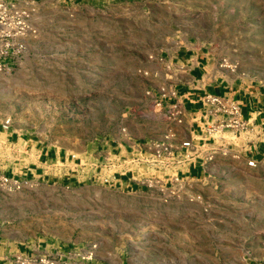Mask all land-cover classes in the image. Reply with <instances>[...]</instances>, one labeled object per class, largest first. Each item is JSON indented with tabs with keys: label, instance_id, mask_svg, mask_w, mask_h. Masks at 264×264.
Masks as SVG:
<instances>
[{
	"label": "rangeland",
	"instance_id": "rangeland-1",
	"mask_svg": "<svg viewBox=\"0 0 264 264\" xmlns=\"http://www.w3.org/2000/svg\"><path fill=\"white\" fill-rule=\"evenodd\" d=\"M24 6L37 35L0 73V122L11 119L10 132L93 178L66 180L60 163L50 177L24 176L25 162L0 160V176L20 183L0 186L2 255L41 248L91 252L94 264H264V159L251 168L245 157L248 140L264 137L250 128L239 136L207 132L230 154L198 181L184 178V160L149 154L131 164L129 157V146L158 143L165 126L173 127L156 102L174 94L169 58L183 44L203 46L237 74L264 81V0ZM108 149L128 156L119 171L136 187L105 182L118 175L99 163Z\"/></svg>",
	"mask_w": 264,
	"mask_h": 264
},
{
	"label": "crops",
	"instance_id": "crops-1",
	"mask_svg": "<svg viewBox=\"0 0 264 264\" xmlns=\"http://www.w3.org/2000/svg\"><path fill=\"white\" fill-rule=\"evenodd\" d=\"M16 1L23 3L26 0ZM213 58H211L210 52H205V47L192 42L183 44L170 56L169 61L175 65L176 80L173 85L175 97L169 103L170 105H179L183 109V124L173 123L171 129L165 126L163 137L154 141L163 142L166 136H169V145L180 149L183 143L191 139L209 140L206 135L208 126L215 122L217 117L210 107L204 105L203 98L206 95L225 97L238 102L241 105L242 117L248 122L251 133L256 134L258 139L264 137V81L225 69L221 66L220 60L215 61ZM3 123L4 121L0 122V151L2 150L0 160L4 162L12 159L18 160L20 161L19 165L25 162L26 164L22 168L24 176L50 177L55 171L53 168L59 167L60 163L66 170L67 168L69 170L64 175L65 177L69 176L66 180L73 179L76 183L83 177L93 178L89 175L86 167L75 165L76 168L70 170L68 159H64L62 156L58 157L56 153L32 138L26 139L16 132H10L13 122L9 130L3 128ZM247 143L249 149L245 151V157L261 161L264 154V139L256 142L250 139ZM148 146L150 145L129 146V149L132 150L129 153V157H132L131 160L139 158L137 154L142 156L141 153L147 151ZM114 150L108 149V152L101 154L99 163L107 153L115 154L117 160H129L128 156L123 155L122 152L117 154ZM183 153L185 169L180 170L182 174H185V179L198 181L211 176V163L203 166L200 160L189 161L187 159L189 153ZM136 164L138 163L136 162ZM77 168L80 169L76 170ZM12 173L15 175L14 171ZM108 181L119 186H131L132 189L136 187L134 179L127 174L114 175V178L105 180V182ZM40 249H24L22 252L32 254ZM1 255L0 251V259H3L5 255Z\"/></svg>",
	"mask_w": 264,
	"mask_h": 264
},
{
	"label": "built area",
	"instance_id": "built-area-1",
	"mask_svg": "<svg viewBox=\"0 0 264 264\" xmlns=\"http://www.w3.org/2000/svg\"><path fill=\"white\" fill-rule=\"evenodd\" d=\"M24 4L33 7L36 0H26L23 3L16 0H0V73L11 68L17 60L23 57L27 50L26 39L37 35V31L32 24L31 8H26ZM221 66L232 71L236 69L226 61ZM174 97L175 94L168 97L167 95L163 96L156 102V107L160 108L161 111H165V117L168 120L180 125L183 124L184 111L179 105H170L169 102ZM203 103L205 106L210 107L217 117L216 121L208 126L210 134L222 132L239 136L249 129L248 122L242 117L241 105L238 102L225 97L206 95L203 98ZM11 126V119H7L3 123L5 130H9ZM169 139V136L165 138V140ZM226 147L224 143H217L214 138H209V140L203 138L191 139L183 143L180 149L172 148L166 141H163L148 146L147 151H143L145 155L141 153L143 159L134 158L130 163H145L149 159V154L157 159L165 156L170 160H183V152H185L186 154L189 153L187 157L189 161L200 160L203 166H206L218 156L230 154V150ZM262 159H264V154ZM154 162L158 163L159 161L154 160ZM127 163V160H117L115 154L107 153L103 156L100 165L103 169L110 171L115 169V173L125 175L126 173L119 170L121 167H127L129 165ZM160 164L166 163L162 162ZM247 164L249 167L255 168L258 166L259 161L248 158ZM178 179L179 177L176 180ZM0 186L11 189L20 186V183L6 176H0ZM93 257L94 255L91 252H79L78 250L66 251L59 249V251L51 252L40 249L32 254L18 251L12 255L4 256L3 259H0V264H94Z\"/></svg>",
	"mask_w": 264,
	"mask_h": 264
}]
</instances>
